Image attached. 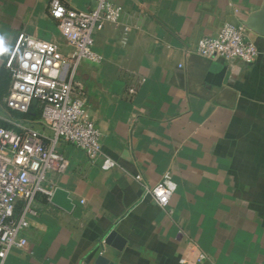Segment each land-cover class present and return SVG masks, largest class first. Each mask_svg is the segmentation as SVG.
Listing matches in <instances>:
<instances>
[{
  "label": "crops",
  "instance_id": "obj_1",
  "mask_svg": "<svg viewBox=\"0 0 264 264\" xmlns=\"http://www.w3.org/2000/svg\"><path fill=\"white\" fill-rule=\"evenodd\" d=\"M51 1L0 0V102L11 86L4 60L20 33L71 52ZM62 1L78 11L98 2ZM111 2L123 9L120 25L95 33L104 61L83 62L76 81L117 167L105 171L62 141L57 151L70 168L49 174L47 187L67 191L74 208L39 195L28 245L8 263L95 264L102 255L113 264H179L194 243L207 255L200 264H264V35L247 28L259 50L251 65L197 53L200 40L225 23L244 26L264 0ZM39 114L15 116L43 132ZM166 179L177 190L165 210L147 188ZM114 230L121 251L105 244Z\"/></svg>",
  "mask_w": 264,
  "mask_h": 264
},
{
  "label": "built area",
  "instance_id": "obj_2",
  "mask_svg": "<svg viewBox=\"0 0 264 264\" xmlns=\"http://www.w3.org/2000/svg\"><path fill=\"white\" fill-rule=\"evenodd\" d=\"M122 12L111 0H98L88 11L52 0L49 15L58 23L71 52L63 53L58 44L22 32L4 60L11 86L0 102V264H9L11 252L28 245L24 232L31 219L38 217L36 199L44 194L51 201L55 191L47 187L49 174H65L70 168V162L57 151L62 141L83 151L92 163L101 162L105 171L117 167L103 152L101 132L87 109L76 75L83 62L103 63V56L95 50L94 35L107 24L119 26ZM197 53L207 59L248 65L259 57L247 28L233 23H225L216 36L200 40ZM35 107L40 112L35 123L44 127L43 132L15 116L31 115ZM176 190L177 185L166 179L147 188V193L166 210ZM206 259L205 253L189 243L179 264H200Z\"/></svg>",
  "mask_w": 264,
  "mask_h": 264
},
{
  "label": "water",
  "instance_id": "obj_3",
  "mask_svg": "<svg viewBox=\"0 0 264 264\" xmlns=\"http://www.w3.org/2000/svg\"><path fill=\"white\" fill-rule=\"evenodd\" d=\"M264 18V8L260 12L254 13L244 24V26L252 31H255L259 34L264 35V24L261 21ZM1 57V50H0ZM51 203L62 208L67 212H71L74 208L73 201L70 198V195L67 191L56 188L54 194L51 198ZM105 244L107 246L113 247L118 251H121L125 240L121 238L117 231H112L106 238ZM95 264H113L107 258L99 255L96 259Z\"/></svg>",
  "mask_w": 264,
  "mask_h": 264
},
{
  "label": "trees",
  "instance_id": "obj_4",
  "mask_svg": "<svg viewBox=\"0 0 264 264\" xmlns=\"http://www.w3.org/2000/svg\"><path fill=\"white\" fill-rule=\"evenodd\" d=\"M29 116V115H28Z\"/></svg>",
  "mask_w": 264,
  "mask_h": 264
}]
</instances>
